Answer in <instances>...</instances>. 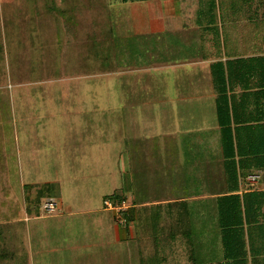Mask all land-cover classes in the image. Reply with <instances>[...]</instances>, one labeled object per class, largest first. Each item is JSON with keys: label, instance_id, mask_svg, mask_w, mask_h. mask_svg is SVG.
<instances>
[{"label": "rangeland", "instance_id": "1", "mask_svg": "<svg viewBox=\"0 0 264 264\" xmlns=\"http://www.w3.org/2000/svg\"><path fill=\"white\" fill-rule=\"evenodd\" d=\"M146 13L118 0H0V264H190L163 256L175 215L145 203L185 192L174 165L217 124L215 99L204 69L161 64L182 33L169 17L153 32ZM259 25L223 33L229 54L262 49ZM209 34L196 28L182 54L207 56ZM50 183L61 192L39 198ZM123 198L128 226L105 206Z\"/></svg>", "mask_w": 264, "mask_h": 264}, {"label": "crops", "instance_id": "2", "mask_svg": "<svg viewBox=\"0 0 264 264\" xmlns=\"http://www.w3.org/2000/svg\"><path fill=\"white\" fill-rule=\"evenodd\" d=\"M207 1L128 0L123 3L127 5L130 2L143 4L144 9L147 10L148 25L153 32L161 33L164 31L165 18L169 17V20L173 18L174 27L172 33L182 34L178 38V41L175 42V45H170L167 48V59L163 60L161 64L166 67L172 66L182 69L185 72L187 66L204 69L212 92L209 96L212 102L215 99L216 112V98L218 95L215 85L216 71L219 72L222 68V72L226 76L229 64L235 68L234 71H236L235 74L238 81L235 82L231 93L237 101V110L242 117L245 116L247 119L254 118V121L250 125L243 127L254 128L253 134L255 135L244 137V142H254L256 151L263 150L264 47L258 49V46L252 45L250 49L247 48L245 51H235L234 54H229L231 52L228 51V48L233 49L234 42H231L228 47L225 41L226 36L223 38V33L226 31L235 32L243 27V29H248V27L250 28L257 22L260 24V28H256L255 32L264 34V0H210L209 3ZM223 2H225L224 10L222 6ZM205 13L207 14L206 16ZM203 17L209 19L206 24L199 22ZM201 25H205L206 30L211 33L207 38L203 37L201 41H207L208 44L206 45H210L209 47L212 49L208 51L207 56H194L189 55V53L183 55L181 50L183 46L179 43L185 41L191 44V40L188 37L192 36L191 33L196 28H201ZM212 32H214L213 35ZM216 32H219L218 41L216 40ZM166 41L168 42V39ZM241 49H244V47L242 46ZM165 96L166 98L168 97L166 94ZM221 138L218 122L214 127L207 129L202 137H194V141L188 143V147L190 145V148L189 151L186 150V154L182 149L183 158L186 157V161L177 166L176 164L174 165V177L176 178L177 185L181 186L185 192L174 199H164L153 203L146 202L145 205L168 206L169 204H173L177 212L175 216L178 225L177 230L167 237L170 243L167 245L166 250L173 252L167 251L163 256L170 255L171 253H175V255L181 253L182 256L189 258L190 264H264V231L257 229L252 233L254 238L253 246L247 230L241 233L239 235L240 241L237 245L239 247L238 252L240 253L238 258H228V252L223 240L224 236L220 232L219 221L215 220L216 215H214V209L217 207L216 199L218 197L236 194L242 198L241 201L243 203V198L247 194L255 193L257 195L256 204H261L262 207L259 217H257V224L262 223L264 226V197L262 199L261 196H264V155L256 157L253 162L252 158L249 159L250 168L241 169L237 167L235 173H230L226 167V158ZM182 141L188 142L184 138ZM251 175L259 177L256 181L251 182L249 180V176ZM161 178L160 176H156L154 180L156 179V181L161 182ZM145 184V188L148 189L152 183L145 180ZM200 201L208 202V204L202 206ZM184 208H186L187 214L185 213V216L181 217L179 214H182V209ZM206 209L209 210L206 211ZM211 216L213 218H210ZM195 217H198V219L205 218L203 222L198 220L197 223L198 225L202 223V225L206 226L202 229L199 226L192 229L193 225H191V221L194 223ZM214 226L217 228L216 234L218 236V243H220L219 246L222 247L218 248L217 252H213L215 248L212 245H215V243H209L210 240H213L212 234H215L214 232H210L213 231ZM198 229L202 231L200 239L202 238L205 241L202 246V254L208 256V258L199 259L196 256V247L198 246L199 252L201 242L200 244L199 242L196 244V235L193 233ZM162 260L163 262L166 261L164 257H162Z\"/></svg>", "mask_w": 264, "mask_h": 264}, {"label": "trees", "instance_id": "3", "mask_svg": "<svg viewBox=\"0 0 264 264\" xmlns=\"http://www.w3.org/2000/svg\"><path fill=\"white\" fill-rule=\"evenodd\" d=\"M122 2H127L128 0H118ZM235 68L229 64L228 74L225 76L222 72V68L219 72L216 71L215 74V85L217 89V118L221 133L222 145L224 148V156L226 158V167L229 169L230 173H235L237 167L241 169L250 168L249 159L252 158V162L256 157H261L264 155L263 150L255 149V143H245L244 137H248L253 134L255 129L252 127H243L250 125L254 120L247 119V117H242L240 112L237 110V101L234 95L231 93L232 88H234L235 82L238 81L236 77ZM188 135V134H187ZM254 137V136H252ZM238 163V166H237ZM56 193L61 192L60 184L55 185L54 183L46 184L43 190L40 191V197H43L45 193ZM261 195V194H260ZM262 199H263V195ZM255 193H249L243 198V203L241 197L236 194L223 195L218 197L217 207L214 209V215L219 217V227L220 232L224 236V244L227 250L228 258H238L239 247L237 246L240 238L239 235L244 233L246 230L250 236V242H254L252 233L257 229L264 231V226L262 223L257 224V217L262 210L261 204H256ZM120 203L126 201V198L122 199ZM164 209L166 217L176 216L177 212L173 204H169L166 210V205H161ZM130 209H126L118 213V217ZM186 213V208L182 209L181 217H184ZM187 214V213H186ZM187 216V215H186ZM117 217L118 220H120ZM129 218L132 220L131 216ZM125 224L127 225L126 221ZM128 226V225H127ZM247 226V227H245ZM247 228V229H246Z\"/></svg>", "mask_w": 264, "mask_h": 264}, {"label": "built area", "instance_id": "4", "mask_svg": "<svg viewBox=\"0 0 264 264\" xmlns=\"http://www.w3.org/2000/svg\"><path fill=\"white\" fill-rule=\"evenodd\" d=\"M258 177L259 176H257V175H251V176H249V180L251 182H253V181H256L258 179ZM57 206H58L57 202L53 201V200H49L45 204V208H47L49 210H55L58 208ZM105 206H106V208H108L110 210L116 211L117 214L128 208L126 201H124L123 203H114L110 199L105 200ZM120 218L121 219L119 221L125 223V220L122 217H120Z\"/></svg>", "mask_w": 264, "mask_h": 264}]
</instances>
